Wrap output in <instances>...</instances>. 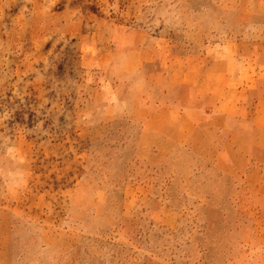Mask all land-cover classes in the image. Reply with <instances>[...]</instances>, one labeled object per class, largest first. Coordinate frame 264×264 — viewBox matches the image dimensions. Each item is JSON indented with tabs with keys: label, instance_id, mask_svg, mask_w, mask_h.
Wrapping results in <instances>:
<instances>
[{
	"label": "rangeland",
	"instance_id": "obj_1",
	"mask_svg": "<svg viewBox=\"0 0 264 264\" xmlns=\"http://www.w3.org/2000/svg\"><path fill=\"white\" fill-rule=\"evenodd\" d=\"M259 93L264 0H0V264H264Z\"/></svg>",
	"mask_w": 264,
	"mask_h": 264
},
{
	"label": "crops",
	"instance_id": "obj_2",
	"mask_svg": "<svg viewBox=\"0 0 264 264\" xmlns=\"http://www.w3.org/2000/svg\"><path fill=\"white\" fill-rule=\"evenodd\" d=\"M254 123L256 125V128H259V130L261 132L264 133V96L261 95L259 93V97L256 99V103L254 106ZM256 139V137H255ZM252 143V159L254 161V165H261L262 166V172L261 174L258 176L260 182H262V184L264 183V137H261L258 140H255ZM259 183V181H257ZM261 183H259V186L262 185ZM255 191H259L260 195H264V191H260V190H255ZM254 191V192H255ZM257 194V192H255ZM262 214L264 215V205L262 207Z\"/></svg>",
	"mask_w": 264,
	"mask_h": 264
}]
</instances>
